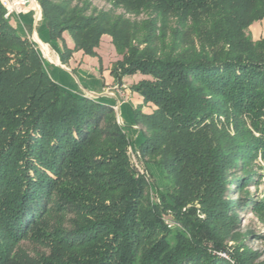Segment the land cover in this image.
<instances>
[{"label": "trees", "instance_id": "1", "mask_svg": "<svg viewBox=\"0 0 264 264\" xmlns=\"http://www.w3.org/2000/svg\"><path fill=\"white\" fill-rule=\"evenodd\" d=\"M36 1L63 61L95 55L107 34L121 56L115 81L148 76L132 86L151 104L133 122L163 201H150L113 106L53 82L0 2V264H230L211 248L252 264L228 241L238 239V211H263L264 200L230 194L234 183L257 184L249 166L264 158V36L247 30L264 0H107L108 10ZM166 208L179 226L164 223ZM24 240L48 253L27 252Z\"/></svg>", "mask_w": 264, "mask_h": 264}, {"label": "crops", "instance_id": "2", "mask_svg": "<svg viewBox=\"0 0 264 264\" xmlns=\"http://www.w3.org/2000/svg\"><path fill=\"white\" fill-rule=\"evenodd\" d=\"M9 23L23 38L29 39L42 61L47 76L60 88L79 96H88L101 102L115 106L117 120L125 128L129 137V145L138 148L142 140L140 127L133 122V110L141 106L142 111L150 108L132 86L147 75L134 73L122 77L117 83L110 69L121 56L116 52L111 37L103 34L95 47V55H88L81 50H74L66 61L61 58L62 42L51 39L38 4L34 9L21 13H11ZM253 40L264 36V17L248 27ZM62 38L69 48L74 47L69 32L64 31ZM156 184H160L162 175L152 162H144Z\"/></svg>", "mask_w": 264, "mask_h": 264}, {"label": "rangeland", "instance_id": "3", "mask_svg": "<svg viewBox=\"0 0 264 264\" xmlns=\"http://www.w3.org/2000/svg\"><path fill=\"white\" fill-rule=\"evenodd\" d=\"M79 1L87 2L90 5L91 9L95 8L97 10H108V9L112 8L110 2H108L107 0H73L72 2L74 3V2H79ZM116 12L122 13L123 9L117 8ZM18 13H21V12H18ZM125 16L129 17L131 20H134V19L140 20V19L145 18L144 14H140L137 16H134L132 14H125ZM130 148H131V146H130ZM145 160L146 161L143 160L144 166H145L144 162H151V160H147V159H145ZM249 168L253 172L256 173L255 179L258 180L257 184L256 185H250V186L246 187L245 189H243V191L238 192L236 184L234 183L231 186L232 192L230 194V198L239 199V198L249 196L254 200H264V158L258 156L256 158V160L249 166ZM146 169H147V167H146ZM148 172H149V170H148ZM237 174H238V176H240L242 173L239 172ZM150 177H151V186H149V188H150L149 189V197H150V190H151L152 197L157 196L159 199L157 204H162V201H163L162 200L163 195H162V191H161L162 190V182L158 185V184H156L155 179L153 178V176L151 174H150ZM150 201H151V199H150ZM165 210L166 211L164 212V214L162 216V220L164 218L168 221L175 222L171 216L172 215L171 209L166 208ZM238 214L240 216V218H239L240 221H239V224L235 230V232L238 234V239H237V241L229 240L228 246L233 247V246L240 245L241 251H243V250L249 251L252 254V256H253L252 264H264V210L263 211H256V210L252 209V207L250 205H248V207H245L242 211H238ZM21 247H22V249L26 250L27 252L28 251L29 252H35V250H37L38 252L48 253V247H46L45 245H40V244L35 245L34 242H30L27 240H24L21 242ZM229 250H230V248H229ZM211 252L215 255H218V256L225 258L226 260L229 261L230 264H236L228 251H219V250H215V249L211 248Z\"/></svg>", "mask_w": 264, "mask_h": 264}, {"label": "built area", "instance_id": "4", "mask_svg": "<svg viewBox=\"0 0 264 264\" xmlns=\"http://www.w3.org/2000/svg\"><path fill=\"white\" fill-rule=\"evenodd\" d=\"M27 2V0H24ZM1 4L3 5V7L5 8V15L9 16L11 13H18V12H22V8H17L16 6H11V4H13L14 0H0ZM114 109H116V107H113ZM118 123L121 125V122L119 120H117ZM122 126V125H121ZM127 154L129 157V160L131 162V164L136 168V170L138 171L139 174H141L145 180L149 183V186H151V177H150V173L148 172V170L146 169V167L143 165V159L140 157V154L138 152V148H130V145L128 146V150H127ZM150 199L152 202H158L159 199L157 196L152 197L151 195V190H150ZM164 223L170 227V226H176L179 224L176 222H171L168 221L166 219L163 218Z\"/></svg>", "mask_w": 264, "mask_h": 264}, {"label": "bare ground", "instance_id": "5", "mask_svg": "<svg viewBox=\"0 0 264 264\" xmlns=\"http://www.w3.org/2000/svg\"><path fill=\"white\" fill-rule=\"evenodd\" d=\"M11 6L22 8L23 12H26L27 10L34 9L37 6V2L34 0H27V2L24 0H14Z\"/></svg>", "mask_w": 264, "mask_h": 264}, {"label": "water", "instance_id": "6", "mask_svg": "<svg viewBox=\"0 0 264 264\" xmlns=\"http://www.w3.org/2000/svg\"><path fill=\"white\" fill-rule=\"evenodd\" d=\"M36 1V0H35ZM37 2V1H36ZM38 4V3H37ZM38 6H39V4H38ZM88 97V96H87ZM91 98V97H90Z\"/></svg>", "mask_w": 264, "mask_h": 264}]
</instances>
